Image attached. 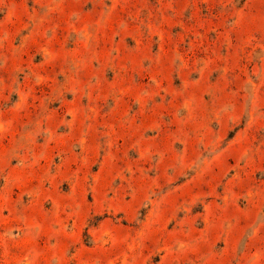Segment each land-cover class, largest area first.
<instances>
[{"label":"rangeland","instance_id":"rangeland-1","mask_svg":"<svg viewBox=\"0 0 264 264\" xmlns=\"http://www.w3.org/2000/svg\"><path fill=\"white\" fill-rule=\"evenodd\" d=\"M0 264H264V0H0Z\"/></svg>","mask_w":264,"mask_h":264}]
</instances>
